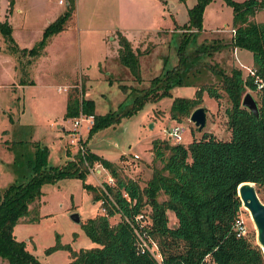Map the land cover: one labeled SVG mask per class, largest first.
<instances>
[{
  "label": "rangeland",
  "instance_id": "1",
  "mask_svg": "<svg viewBox=\"0 0 264 264\" xmlns=\"http://www.w3.org/2000/svg\"><path fill=\"white\" fill-rule=\"evenodd\" d=\"M72 1L74 8L63 29L51 35L49 51H44V46L34 57L17 51L16 77L9 76L8 66H4L6 73L0 74V195L8 183L23 178L27 171L26 160L33 157L37 146L46 148L47 165L63 164L74 159L78 149L87 147L113 161L121 175L131 177L143 186L150 177L152 166L161 165L159 160H152L151 140L159 138L172 142L165 133L172 122L169 116L172 98L193 97L200 84L216 83L214 75L204 70V74L190 76V83L171 86L169 94L144 101L135 112L122 115L89 137L85 129L78 133L72 125L73 117L64 116L66 94L73 88L82 90L83 96L87 94L93 99L94 109L99 114L116 109L120 102L123 108L129 106L131 97L146 88L152 76L177 63V48L182 33H187L181 25L187 21L188 8L196 0ZM67 2L0 0V10L7 13L14 41L30 47L40 38L44 26L66 8ZM252 18L257 22L264 21V7L256 10ZM230 27V5L224 0H209L203 6L201 29L183 45L185 52L201 42L210 44L213 39H218L225 45L219 51L203 56L201 66L203 62H216L226 72L236 66L245 75V66L251 67V53L229 45ZM119 35L128 41L132 57L137 56L138 78L120 59ZM121 84L125 85V91ZM246 91L257 102V91L248 88ZM126 92L129 93L125 97ZM226 104L224 93L217 106L215 98L202 90L200 105L207 108L205 124L197 130L188 116L173 119L183 127L180 143L191 140L190 130L194 131L195 137L207 129L219 138H227L223 110ZM85 166L86 182L97 186L103 181L113 183L107 169L98 162L85 163ZM258 193L264 201L262 189ZM162 197L158 196L159 199ZM99 203L92 199L77 176L43 182L39 197L29 204V212L13 224L12 233L16 239L25 241V247L41 264H67L70 256L65 245L71 250L95 245L80 224L103 212ZM74 211L78 213L79 222L69 217ZM166 213L167 224L171 226L175 217L170 210ZM32 215L34 219L29 221ZM239 217L244 236L255 241L254 224L244 207ZM118 218V214H114L109 217V222ZM0 264H6V261L0 258Z\"/></svg>",
  "mask_w": 264,
  "mask_h": 264
},
{
  "label": "trees",
  "instance_id": "2",
  "mask_svg": "<svg viewBox=\"0 0 264 264\" xmlns=\"http://www.w3.org/2000/svg\"><path fill=\"white\" fill-rule=\"evenodd\" d=\"M67 1L66 8L44 26L40 38L30 47L19 48L11 35L10 24L7 20L1 21L0 33L8 51H19L30 57L39 55L51 35L63 29L71 14L73 1ZM208 1L196 0L188 8L187 21L181 25L187 33H182L177 63L152 76L148 86L131 97L129 106L123 108L120 102L116 109L95 113L93 99L73 88L66 94L64 116L91 114L92 123L87 129L89 137L122 115L135 112L144 101L169 94L171 86L190 83V76L209 70L216 83L200 84L193 97L172 98L169 116L175 120L188 116L201 104L202 90L215 98L217 106L224 93L228 101L223 108L228 137L222 139L204 129L198 137L190 130L192 138L186 144L152 139V160H159L161 165L152 166L150 177L143 186L135 179L121 175L113 161L87 147L78 149L74 159L60 165H47L46 148L35 147L33 157L26 160L27 171L23 178L8 183L0 195V258L6 264H41L25 247V241L14 237L12 226L29 212V204L40 195L41 183L64 176L81 178L82 186L91 193L93 200L100 201L103 208L102 213L88 217L80 224L95 245L78 250L65 245L70 256L67 264H264L261 249L253 238L244 233L237 234L236 230V223L241 220L239 212L243 210L236 186L250 181L257 191L262 189L264 193V89H257L253 82L254 76L264 80V21L257 22L252 18L256 10L264 7V0H224L231 7V27L234 28L229 45L251 53L253 74L245 75L236 66L230 67L228 72L216 62H203L201 66L203 56L211 55L225 45L218 39H213L210 44L201 42L185 52L183 45L201 29L202 10ZM118 38L122 45L120 59L138 78L137 56L132 57L123 35ZM120 87L125 91V85ZM247 88L257 91V115L240 103ZM204 110L207 109L204 107ZM93 162L107 169L114 179L112 184L103 181L97 186L85 181V163ZM159 195L163 197L159 199ZM167 210L175 217L171 226L167 224ZM140 211L148 213L150 223L143 229L155 240L161 255L160 263L148 251L139 252L135 248V234L126 218H132ZM114 214L119 218L110 223L109 217ZM33 219V215L28 218L29 221Z\"/></svg>",
  "mask_w": 264,
  "mask_h": 264
},
{
  "label": "built area",
  "instance_id": "3",
  "mask_svg": "<svg viewBox=\"0 0 264 264\" xmlns=\"http://www.w3.org/2000/svg\"><path fill=\"white\" fill-rule=\"evenodd\" d=\"M229 30L231 33L234 32V28L232 27H230ZM245 67H246V74H253L252 67L249 66H245ZM253 82L257 89H264V80H262L261 78L254 76ZM59 88L61 89V87H57V89ZM91 123H92L91 114L85 115L80 113L78 116H74L72 118L73 128L77 129L78 133H81V130L83 129L87 131ZM182 129L183 127L180 124V122L173 121L165 129L166 137L172 140L171 143H180L182 139ZM101 209L103 211L102 207ZM126 221L129 223L135 234V239H134L135 248L139 252L148 251L157 260V262L160 263L161 255L158 250L157 244L155 240L152 237H150L149 234L146 233V231H144L143 229L144 226H147L150 223L148 213L145 211L137 212L136 214L133 215L132 218H126ZM236 230H237V234L244 233V227L241 220L237 221Z\"/></svg>",
  "mask_w": 264,
  "mask_h": 264
},
{
  "label": "water",
  "instance_id": "4",
  "mask_svg": "<svg viewBox=\"0 0 264 264\" xmlns=\"http://www.w3.org/2000/svg\"><path fill=\"white\" fill-rule=\"evenodd\" d=\"M240 103L253 114H258L256 101L249 91L243 93ZM205 119V110L201 105L194 107L188 114V120L197 130L204 126ZM236 193L240 199L241 205L248 211L254 224L255 242L260 247L264 257V201L259 198L253 182L250 181L239 183L236 186ZM69 217L74 222H79L77 212H71Z\"/></svg>",
  "mask_w": 264,
  "mask_h": 264
},
{
  "label": "crops",
  "instance_id": "5",
  "mask_svg": "<svg viewBox=\"0 0 264 264\" xmlns=\"http://www.w3.org/2000/svg\"><path fill=\"white\" fill-rule=\"evenodd\" d=\"M4 10H0V22L3 21V20H7V13L6 11L5 12H2ZM6 13V14H5ZM8 22V21H7ZM9 23V22H8ZM11 24V23H9ZM11 32H12V36L14 38V32H13V29L11 27ZM51 38V37H50ZM50 38L48 39L46 45H45V48H44V51H49L48 49V45L50 44ZM16 45L18 47H25L23 45H19V43L17 41H15ZM240 53V52H239ZM51 56V54H50ZM52 57V56H51ZM4 66H8L9 68V76H13V77H16L17 75V69L15 67V53L13 52H10L8 51V49L6 48V43L0 33V74H5V69H4ZM31 71V69H30ZM86 87V86H85ZM84 97H87V94L84 96ZM206 108V107H205ZM207 109V108H206ZM94 112L96 113L95 109H94ZM211 113H213L212 111H209ZM225 117V116H224ZM175 121L172 119V122ZM171 122V123H172ZM207 130V129H206ZM207 131H210V130H207ZM228 131V130H227ZM212 132V131H210ZM214 135L215 133L212 132ZM228 134H229V131H228ZM189 142V141H188Z\"/></svg>",
  "mask_w": 264,
  "mask_h": 264
},
{
  "label": "bare ground",
  "instance_id": "6",
  "mask_svg": "<svg viewBox=\"0 0 264 264\" xmlns=\"http://www.w3.org/2000/svg\"><path fill=\"white\" fill-rule=\"evenodd\" d=\"M256 192H257V195L259 196V198H260V195H259V193H258V191L256 190ZM261 199V198H260Z\"/></svg>",
  "mask_w": 264,
  "mask_h": 264
}]
</instances>
